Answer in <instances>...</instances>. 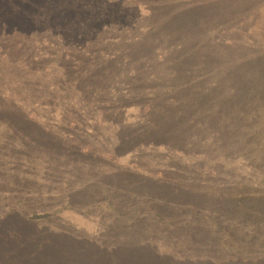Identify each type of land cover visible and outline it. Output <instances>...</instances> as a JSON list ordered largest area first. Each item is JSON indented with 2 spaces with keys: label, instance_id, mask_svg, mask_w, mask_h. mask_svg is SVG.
Returning <instances> with one entry per match:
<instances>
[{
  "label": "rangeland",
  "instance_id": "rangeland-1",
  "mask_svg": "<svg viewBox=\"0 0 264 264\" xmlns=\"http://www.w3.org/2000/svg\"><path fill=\"white\" fill-rule=\"evenodd\" d=\"M105 1L0 0V262L264 263V0ZM204 1L177 70L158 22Z\"/></svg>",
  "mask_w": 264,
  "mask_h": 264
},
{
  "label": "trees",
  "instance_id": "trees-1",
  "mask_svg": "<svg viewBox=\"0 0 264 264\" xmlns=\"http://www.w3.org/2000/svg\"><path fill=\"white\" fill-rule=\"evenodd\" d=\"M97 2H100L102 4V6H101L102 13L95 15L97 20H99L101 22L102 21L108 22L106 20H108L109 18L112 19V18H116V16L119 17V13H120L119 9L117 10L115 7H113V4L109 5L105 0H83V3L85 4V6H88V7L90 4L97 3ZM114 5L116 6V4H114ZM235 5H238V4H235ZM235 5H233V7ZM241 5H243V3L239 4V6H241ZM96 6H100V5H96ZM191 6H190V8H183L181 11H178V12L177 11L174 12V11H172L173 9L169 8L168 10L170 13H165L164 15H162V16H168V17H166V18L160 17V20L158 22V23H167L168 31L165 34H167L166 36H168V38L175 40L174 42L171 40V41H169V43H165V46L169 47V49H168L169 51L168 50L166 51L169 53H168V55L165 54V57L167 60H170V63L173 66H175V68L177 70H179L178 65H180V63H183V62L179 63V60L178 61L174 60L176 56H181L182 59H186L184 61H187L188 59H191V58L189 56H186V54H185V52H187L185 43H183V41H178L176 39H180L179 37L185 36V37H182L181 39L185 38L186 39L185 42H187V40L189 41L191 39V36L189 33L191 28L189 26H191L192 23H202V21L204 20L203 18L205 16V14H203L204 10L206 11V9H208L210 7L207 5V3L205 1L199 2L195 6H192V7ZM112 11H113V13H112ZM157 11H159V9ZM115 12H117V13H115ZM108 13H112L113 15L108 17L107 16ZM116 20H117V18H116ZM88 21L89 20H85L86 23H88ZM150 33H151V31L147 33L149 36L147 35L144 39H141L139 41L137 40L136 42H134L133 47L131 48V52L138 54L139 52H142L143 50H148L149 49L148 47H151L152 43H154V41L152 42L151 38H153L155 36L154 34L151 35ZM159 35H161V34L159 33ZM191 51H194V50L191 49ZM261 60H262V62L259 63L260 58H258L254 62V65H257V68H259L258 69L259 72L264 71V58H262ZM251 64L252 63H248V62L245 63V67H244L245 69L244 70L246 72H248L250 70ZM242 91L244 93L246 92L245 86L243 87ZM159 173L161 176H165V174L163 172H159ZM163 178H160L159 180L154 179V181L149 182V184L146 182L140 181L141 183L142 182L143 183L141 185L139 184V186H142L143 193L153 194V196H154V198H153L154 203L152 205L149 204L150 206L148 208L152 211L153 216L156 218V221L157 220H159L161 222L166 221V223H169L172 226H178V223H175L174 219L172 217H170L167 213H165L159 204L160 201H167V199H164V197H163L164 195L160 193L161 190L165 189L167 187L166 185L169 184L168 183L169 181L166 179H163ZM180 193H183V192H180ZM183 194L186 195V191ZM109 203L112 204V209L118 211L117 205L113 204V202H109ZM217 205H218V203L215 202V206H217ZM173 211H174V207H172L170 209V213H173ZM134 218H136V215H132L127 220V222L124 224L129 225L133 221ZM190 219L191 218H189L188 222L186 223L187 225L188 224L192 225L191 223H193V221ZM186 224H185V226H186ZM146 226H147V224H146ZM189 230L191 231V229H189ZM188 237L187 238L189 240H191L193 243H195L197 241L195 238V233L193 231L189 232ZM130 238L133 240L132 245H134L135 244L134 238L133 237H130ZM0 258H1V255H0ZM9 262H12V261H9ZM0 264H2V262H0ZM257 264H264V263L257 262Z\"/></svg>",
  "mask_w": 264,
  "mask_h": 264
}]
</instances>
